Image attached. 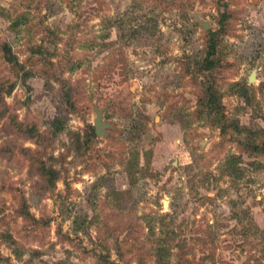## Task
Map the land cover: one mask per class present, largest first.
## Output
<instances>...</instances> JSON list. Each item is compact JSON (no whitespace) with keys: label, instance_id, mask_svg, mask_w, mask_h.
<instances>
[{"label":"rangeland","instance_id":"rangeland-1","mask_svg":"<svg viewBox=\"0 0 264 264\" xmlns=\"http://www.w3.org/2000/svg\"><path fill=\"white\" fill-rule=\"evenodd\" d=\"M263 147L264 0H0V264H264Z\"/></svg>","mask_w":264,"mask_h":264},{"label":"trees","instance_id":"trees-1","mask_svg":"<svg viewBox=\"0 0 264 264\" xmlns=\"http://www.w3.org/2000/svg\"><path fill=\"white\" fill-rule=\"evenodd\" d=\"M215 32H210V39L206 43V50H205V56L201 61L198 62L200 64V69H211L212 63H213V55L216 53L217 50V42L215 37ZM207 90H210L209 94L207 95V103L210 104V106H214L216 109H220V104L218 102V98L216 95V90H212L211 88H208ZM95 133V132H94ZM255 148H257L255 146ZM264 148V147H263ZM45 167H42V170H44Z\"/></svg>","mask_w":264,"mask_h":264},{"label":"water","instance_id":"water-1","mask_svg":"<svg viewBox=\"0 0 264 264\" xmlns=\"http://www.w3.org/2000/svg\"><path fill=\"white\" fill-rule=\"evenodd\" d=\"M195 19L199 21V23L202 25L203 29L207 30L210 28V24L208 21L201 19L199 14L194 15ZM255 71H252L249 81L254 80L255 76ZM94 110H95V118L93 120V126H94V132L97 137L101 136H107L108 131L107 129H112L114 125L110 122L103 121V108H98L97 105H94Z\"/></svg>","mask_w":264,"mask_h":264}]
</instances>
